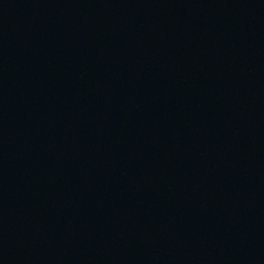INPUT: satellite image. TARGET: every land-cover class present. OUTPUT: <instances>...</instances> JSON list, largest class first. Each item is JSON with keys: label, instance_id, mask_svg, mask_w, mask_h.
<instances>
[{"label": "water", "instance_id": "95a60500", "mask_svg": "<svg viewBox=\"0 0 264 264\" xmlns=\"http://www.w3.org/2000/svg\"><path fill=\"white\" fill-rule=\"evenodd\" d=\"M0 264H264V0H0Z\"/></svg>", "mask_w": 264, "mask_h": 264}]
</instances>
